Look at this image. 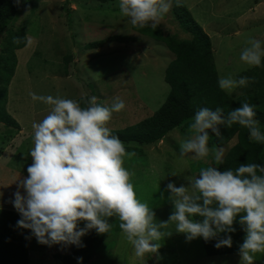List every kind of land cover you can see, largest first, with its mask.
<instances>
[{
  "label": "rangeland",
  "instance_id": "obj_1",
  "mask_svg": "<svg viewBox=\"0 0 264 264\" xmlns=\"http://www.w3.org/2000/svg\"><path fill=\"white\" fill-rule=\"evenodd\" d=\"M178 5L188 10L210 38L219 79L229 74L236 79L245 76L255 78L246 87L223 91L240 106L246 101L259 107L256 98L262 97L264 90V58L259 67L249 66L241 61L240 54L248 46L246 41L249 38L260 40L264 47V0H172L169 12L155 29L163 36L189 40L191 36L175 19ZM31 7L34 8L32 15ZM11 25L15 30L24 28L27 42L24 48L14 52L16 66L7 88L5 106L6 112L20 128L15 130L0 123V210L16 211L10 201L17 191L18 182L27 177V167L32 163V124L42 121L52 107L33 101L29 92L54 98L59 96L81 104L80 99L84 96L89 100L84 84L90 97H96L102 106H110L114 97H120L126 107L113 113L107 125L111 131H118L150 117L163 104L169 91L164 82V72L174 56L164 43L135 29L130 18L120 12L119 0H28ZM112 37L129 39L108 40ZM101 41L104 44L100 48H88V44ZM2 42L0 53L5 50ZM192 122L188 121L168 135L177 143L171 150L173 154L180 156V145L189 135ZM235 142L232 139L218 148L211 138L210 155L202 160L193 159L199 162L196 165L197 176L201 169L215 167L218 163L214 158L216 150H222L223 159ZM170 144L171 141H166L161 148L171 149ZM125 147L141 153L131 159L125 158L124 162L125 168L135 173L132 182L137 198L152 207L157 222L167 221L174 207L168 199L171 193L166 186L169 182L176 187L183 185L180 172L175 173L176 168H171L170 162L154 166L155 171L150 169L152 166L148 168V151L157 153L155 148L136 143H127ZM158 157L162 159L159 154L151 155V159ZM20 191L24 194L23 189ZM79 226L84 227V222ZM161 231H171L172 234L156 242L161 245L157 254H146L140 258L135 255L133 246L116 221L114 230L88 264H190L194 259L200 262L196 264H207L198 237L186 241L185 234L175 231V223ZM189 242L195 245L193 253L187 249ZM70 249V245H41L31 234L28 264H61L52 254H63ZM210 260L213 264L221 261L224 264H243L239 254ZM254 260L255 264H264V253H256Z\"/></svg>",
  "mask_w": 264,
  "mask_h": 264
},
{
  "label": "clouds",
  "instance_id": "obj_2",
  "mask_svg": "<svg viewBox=\"0 0 264 264\" xmlns=\"http://www.w3.org/2000/svg\"><path fill=\"white\" fill-rule=\"evenodd\" d=\"M14 3L19 7L21 3L27 5L28 0ZM171 3L172 0H119V10L133 26L155 29ZM19 42V37L13 39V43ZM246 44L241 61L259 67L264 58L262 42L249 38ZM254 80L246 76L236 79L229 74L221 77L218 84L220 89L231 92ZM29 96L52 107L42 121L32 124V163L27 167V177L18 182L10 203L21 217L17 227L30 230L39 244L84 247L83 236L93 229L98 234L109 232V218L116 217L135 255L144 258L146 254L158 253L161 245L156 242L172 234L161 229L170 223H175L176 232L185 234L186 241L201 237L207 242L219 233L234 232L232 226L239 215L245 231L239 246L241 261L255 264V254L264 253V166L240 164L235 171L209 166L201 169L188 187L169 182L166 190L171 193L168 199L174 211L167 221L157 222L152 207L137 198L132 182L135 173L124 166L125 158L131 159L137 153L126 151L124 142L112 135L107 126L113 113L126 107L122 98L114 97L110 106H102L92 96L88 106L81 107L77 101L59 96L34 92H29ZM254 108L245 101L227 116L219 107L200 108L189 125V135L180 145V156L207 158L211 152L210 132L220 137L221 125L239 124L249 130L252 140L264 143ZM222 156V150L215 151L217 162H223ZM81 222L84 227L79 226ZM223 246L232 247L230 235L215 244L216 248ZM82 260L77 257V264Z\"/></svg>",
  "mask_w": 264,
  "mask_h": 264
},
{
  "label": "trees",
  "instance_id": "obj_3",
  "mask_svg": "<svg viewBox=\"0 0 264 264\" xmlns=\"http://www.w3.org/2000/svg\"><path fill=\"white\" fill-rule=\"evenodd\" d=\"M23 5L24 3H21L17 7L14 0H0V41L7 40V42H2L5 50L0 53V123L15 130L19 129V125L6 112L5 106L7 88L16 66L14 52L24 48L27 42L24 28L15 30L11 25ZM33 12L34 8L31 7V15ZM175 19L183 31L191 36L189 40H177L171 36H163L158 30L147 26L144 28L135 27L141 34L151 36L164 43L174 58L164 72V82L168 85L169 91L163 104L150 117L122 130L111 131L112 135L118 136L125 144L149 145L160 141L172 130L193 120L196 111L202 107L212 110L219 107L223 109L225 116L231 110L240 107L238 102L219 87V77L208 35L182 5H178L175 10ZM16 37L20 38L19 43H13V39ZM128 39L127 37L108 38L110 41H127ZM103 44L104 41L90 43L88 48H100ZM253 97L256 96L253 95ZM256 100H258L259 107L254 108L257 113L255 119L259 121L260 131L264 134V90L262 97H257ZM80 101L81 107L88 106L85 96ZM220 131L222 134L220 137H216L210 132L216 147H224L232 139H235L236 142L222 159L223 162L215 164L217 170L235 171L240 164L246 163L264 166V143L252 140L247 128L239 124H233L231 127L221 125ZM126 151L136 152L130 147H126ZM136 153L141 155V153ZM197 164L198 162L194 164L193 170H196ZM240 215H244V213ZM20 218L17 211L0 210V264H28L29 230L17 227V221ZM194 219L201 218L194 217ZM116 221H118L116 217L109 218V223L112 225L109 232L98 234L95 229L90 230L81 241L84 247L70 245L69 255H56L55 258L62 264H77V257H82L81 264H88L99 253L103 242L114 230ZM232 227L235 229L234 232L219 233L216 238L207 242L198 237L207 256L239 254V246L245 237L244 226L239 223V215ZM229 235L232 238V247H215L218 240Z\"/></svg>",
  "mask_w": 264,
  "mask_h": 264
},
{
  "label": "crops",
  "instance_id": "obj_4",
  "mask_svg": "<svg viewBox=\"0 0 264 264\" xmlns=\"http://www.w3.org/2000/svg\"><path fill=\"white\" fill-rule=\"evenodd\" d=\"M211 48H212V45H211ZM19 128H20V126H19ZM174 131H176V129H174V130H172L171 132H169L163 139H161L160 141H157V142H155V143H152V144H149V145H147L148 146V148H155V150H156V152L157 153H154V152H151V151H148V154H147V157L150 159V160H146V165L148 166L149 165V167L148 168H150V166H152L150 169L151 170H153V171H155L154 170V166H158V165H160L161 163H165V164H167L168 162H170V165H171V168L172 167H174V168H176V170H174L175 171V173H178V172H180V174H181V177H179L180 178V180L182 179L183 180V186H185V187H188V186H190V181L192 180V178L193 177H197V173H196V170H193L192 169V167L194 166V164L195 163H197V162H195L192 158H191V156L190 157H183V158H181L179 155H176V154H173L174 153V151H171L174 147H176L177 146V143L174 141V140H172L173 139V137H170V136H168L170 133H174ZM22 132V131H21ZM173 135V134H172ZM169 142V141H171V144H170V148L171 149H168V148H161L162 146L161 145H164L165 144V142ZM152 154H159V156L162 158L161 160H159V157L158 158H152L151 159V155ZM181 158V159H180ZM176 160H179V162H176ZM199 163V162H198ZM176 179H177V177H175ZM190 189L191 188H189V191H190ZM191 191H192V189H191ZM89 233V232H88ZM87 233V234H88ZM30 236H31V231L29 230V238H30ZM86 237V236H85ZM84 237V238H85ZM106 241V240H105ZM104 241V242H105ZM103 242V243H104ZM28 246H29V242H28ZM194 247H195V245H194V243H191V242H189L188 244H187V249L189 250V251H191L192 253H193V251H194ZM204 249V248H203ZM100 251V250H99ZM70 252H71V249H70V251L68 250V252H66V253H63V254H58V253H53L52 254V256L54 257L55 255H62V256H66V255H69L70 254ZM205 252V251H204ZM28 254H29V250H28ZM205 255H206V253H205ZM223 256H226V255H222V256H207L206 255V257L207 258H205V261L207 262V264H213L212 262H211V260L210 259H213V258H216V257H218L219 259L220 258H223ZM56 259V258H55ZM56 260H58V259H56ZM59 261V260H58ZM60 262V261H59ZM61 263V262H60ZM196 263H200L198 260H192L191 262H190V264H196ZM62 264V263H61ZM218 264H224V262L223 261H221V262H219Z\"/></svg>",
  "mask_w": 264,
  "mask_h": 264
},
{
  "label": "water",
  "instance_id": "obj_5",
  "mask_svg": "<svg viewBox=\"0 0 264 264\" xmlns=\"http://www.w3.org/2000/svg\"><path fill=\"white\" fill-rule=\"evenodd\" d=\"M83 88H84V92L87 95L88 99L90 98V94L88 93L86 86L84 84H82Z\"/></svg>",
  "mask_w": 264,
  "mask_h": 264
}]
</instances>
